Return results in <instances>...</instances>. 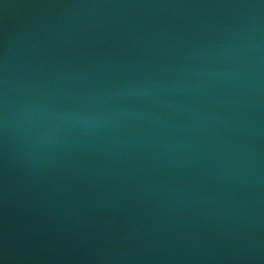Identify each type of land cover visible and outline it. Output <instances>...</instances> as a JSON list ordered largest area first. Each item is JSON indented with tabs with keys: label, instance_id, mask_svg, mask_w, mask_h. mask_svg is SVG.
Listing matches in <instances>:
<instances>
[{
	"label": "water",
	"instance_id": "water-1",
	"mask_svg": "<svg viewBox=\"0 0 264 264\" xmlns=\"http://www.w3.org/2000/svg\"><path fill=\"white\" fill-rule=\"evenodd\" d=\"M0 264H264V0H0Z\"/></svg>",
	"mask_w": 264,
	"mask_h": 264
}]
</instances>
